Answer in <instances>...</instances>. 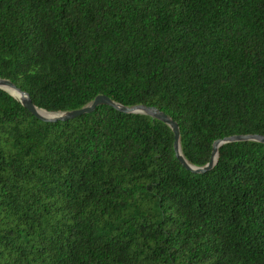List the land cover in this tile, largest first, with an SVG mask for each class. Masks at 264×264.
I'll list each match as a JSON object with an SVG mask.
<instances>
[{
  "label": "trees",
  "instance_id": "1",
  "mask_svg": "<svg viewBox=\"0 0 264 264\" xmlns=\"http://www.w3.org/2000/svg\"><path fill=\"white\" fill-rule=\"evenodd\" d=\"M0 78L37 108L98 95L175 121L185 161L264 136V0H0ZM105 104L41 120L0 89V264H264V143L201 172Z\"/></svg>",
  "mask_w": 264,
  "mask_h": 264
},
{
  "label": "water",
  "instance_id": "2",
  "mask_svg": "<svg viewBox=\"0 0 264 264\" xmlns=\"http://www.w3.org/2000/svg\"><path fill=\"white\" fill-rule=\"evenodd\" d=\"M0 89H3L5 91H7L8 93H10L12 96L15 97V95H13L10 90H14L15 92L19 93L22 95L21 99L16 98L24 107H26L33 116L37 117L38 119L41 120H55V119H66L68 117H72L75 115H80L83 113H88L91 112L92 110H94L98 105L100 104H105L108 105L112 108H115L117 110H119L120 112L123 113H128V114H144L147 115L149 117H151L152 119H156L159 120L161 122H163L164 124H166L167 126L170 127L172 133H173V149L175 152V156L178 158V160L190 171L192 172H201L204 171L208 168H210L216 159L217 156V147H219L222 144L225 143H232V142H239V141H251V140H255L261 143H264V136H260V135H233L227 138H224L223 140H216L213 143L212 146V154H211V158L208 162V164L204 167H196L193 165L188 164L185 159L183 158V155L181 153V149H180V145H179V128L178 125L175 121H173L171 119L170 116H168L166 113H164L163 111L157 109L156 107H152V106H145V105H134V106H121L119 104H116L115 102H113L112 100H110L108 97L104 96V95H98L94 98V100L82 107L81 109L78 110H73V111H69V112H63V113H54V112H48V115H41L39 114L38 110H41L39 108H37L36 106H34L30 100V98L28 97V95L22 91L21 89H19L15 84H13L10 80L7 79H3L0 78ZM47 112V111H46Z\"/></svg>",
  "mask_w": 264,
  "mask_h": 264
},
{
  "label": "bare ground",
  "instance_id": "3",
  "mask_svg": "<svg viewBox=\"0 0 264 264\" xmlns=\"http://www.w3.org/2000/svg\"><path fill=\"white\" fill-rule=\"evenodd\" d=\"M10 92H11L13 95H15V97L18 98V99H21V98H22V95L19 94V93H17V92H15L14 90H10ZM38 112H39V114H41V115H48V113L45 112V111H43V110H38Z\"/></svg>",
  "mask_w": 264,
  "mask_h": 264
}]
</instances>
